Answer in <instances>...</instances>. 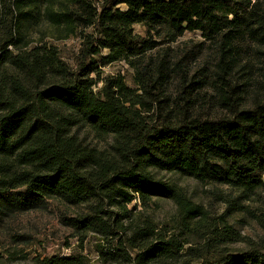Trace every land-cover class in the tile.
I'll return each mask as SVG.
<instances>
[{"label": "trees", "instance_id": "16d2710c", "mask_svg": "<svg viewBox=\"0 0 264 264\" xmlns=\"http://www.w3.org/2000/svg\"><path fill=\"white\" fill-rule=\"evenodd\" d=\"M98 2L0 0V222L44 209L48 200L57 199L86 208L78 218L65 219L66 225L115 243L108 250L98 249L108 260L264 264V253L257 249L235 255L218 249L213 230L202 249L186 248L189 243L182 232H157L145 219L140 227L126 209L136 199L143 206L152 199H166L179 207L176 230L204 223L203 210L188 204L174 184L157 179L155 172L246 194L262 188L264 102L236 109L240 97L229 93L226 77L241 42H252L264 55V10L252 0ZM41 23L58 40L80 36L75 70L55 47L40 43L29 47L26 36ZM135 26L163 29L170 41L200 33L204 41L217 43L220 73L212 88L230 117L210 120L190 115L191 95L182 91L178 111L171 110L170 118L150 127L140 110L146 103L122 79L104 80L95 91L92 76L99 75L101 65L128 62L135 67L133 60L156 47L157 43L136 35ZM163 69L158 68L155 83L162 81ZM138 75L139 88L147 92L150 73ZM157 102L166 103L164 98ZM79 129L88 130L96 140L111 139L109 149L91 147L79 137ZM35 264L89 263L85 256L71 254L43 257Z\"/></svg>", "mask_w": 264, "mask_h": 264}, {"label": "rangeland", "instance_id": "374dc122", "mask_svg": "<svg viewBox=\"0 0 264 264\" xmlns=\"http://www.w3.org/2000/svg\"><path fill=\"white\" fill-rule=\"evenodd\" d=\"M99 4L107 0H98ZM264 10V0H252ZM123 9V8H122ZM7 20L10 17L7 15ZM135 34L157 43L152 51L146 52L140 60H133L135 67L128 62H116L101 65L99 75L92 77L96 81L95 91L103 86V81L111 77L120 78L124 85L134 91L146 103L140 110L148 117L150 127L160 126L164 119L178 111L180 93L191 95L189 98L190 115L200 119L216 120L230 117L223 110L212 88L220 73L219 47L217 43L204 41L200 33H185L182 37L170 41L163 29L146 31L135 26ZM91 32V30H88ZM35 44L53 46L61 59L71 69L77 67L80 53V36L58 40L53 36L46 23L27 34ZM252 42H241L229 62L227 82L234 98L240 97L236 109L245 110L264 102V55ZM106 55V51H103ZM231 55V54H230ZM100 62V61H99ZM138 66V68H137ZM163 67V79L158 84V68ZM149 72L151 89L147 92L139 88L138 73ZM138 72V73H137ZM102 81V82H101ZM153 87V88H152ZM140 89V90H139ZM233 91V93H232ZM165 99L166 103L157 101ZM77 134L91 147L108 150L111 139L96 140L88 130H77ZM157 179L174 184L188 204L199 206L205 213L201 226L189 224L186 229L180 227L179 207L170 200L152 199L146 205L134 200L128 206L129 219L136 220L142 227V220L151 221L156 231L161 229L171 233L182 232L188 241L186 248L202 249L211 237L216 236V246L225 253L240 254L257 249L264 253V184L261 189L248 194L237 189L215 184H200L192 178L163 172L153 173ZM264 183V175L262 177ZM86 208L67 206L61 201L48 200L44 209L17 214L0 222V264H35L37 259L56 255L69 256L81 254L89 264H123L121 261L108 260L98 252L103 246L106 250L115 243L108 244L103 235L92 232L80 233L66 225L65 219L78 218L85 214ZM117 211V210H114ZM228 227L230 232H226ZM170 234V233H169ZM133 255L134 252H131Z\"/></svg>", "mask_w": 264, "mask_h": 264}]
</instances>
